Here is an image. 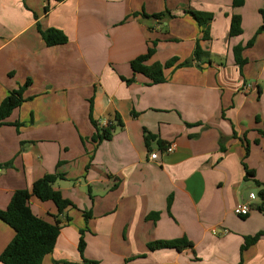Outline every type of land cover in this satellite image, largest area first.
Returning <instances> with one entry per match:
<instances>
[{
	"label": "crops",
	"instance_id": "obj_1",
	"mask_svg": "<svg viewBox=\"0 0 264 264\" xmlns=\"http://www.w3.org/2000/svg\"><path fill=\"white\" fill-rule=\"evenodd\" d=\"M234 2L0 0V105L30 82L0 126V210L16 191L57 173L64 179L54 188L74 204L60 214L52 201L31 199L35 214L61 222L43 264H264V236L241 254L245 237L264 231V32L244 50L242 70L234 56L264 25L263 1ZM188 11L214 16L207 40ZM235 15L243 34L230 37ZM38 26L69 42L47 47ZM152 47L147 65L192 63L166 69V82L151 86L131 62ZM91 106L98 128L117 116L123 122L98 146ZM147 133L156 137L149 144ZM251 194L250 214L236 215ZM14 236L0 220V255ZM179 239L192 246L148 248Z\"/></svg>",
	"mask_w": 264,
	"mask_h": 264
},
{
	"label": "trees",
	"instance_id": "obj_2",
	"mask_svg": "<svg viewBox=\"0 0 264 264\" xmlns=\"http://www.w3.org/2000/svg\"><path fill=\"white\" fill-rule=\"evenodd\" d=\"M263 7L260 10L262 19L264 20V0ZM243 0H235L234 5H242ZM199 24L203 27L204 40L208 39L209 36V25L213 21L214 16L209 13L188 11ZM143 17H151L154 19H162L169 16L168 13L156 14L149 16L145 13L141 14ZM39 33L42 37L43 42L47 47H54L58 45H66L69 42L68 36L61 30L49 28L43 30L38 26ZM264 32V25L257 31V34L245 45H239L234 48V56L236 64L239 69L242 70L243 66L247 63V60L243 58V52L247 48H251L254 43L256 36ZM243 34L242 19L240 16H233L230 25V37H237ZM200 44L197 43L194 57L198 59L201 55ZM155 54V47L149 48L145 55H142L131 62V68L134 73L141 74L149 80V85H158L166 82V76L164 71L172 67L181 68L191 65L192 61H185L179 63L178 58H173L165 64L155 63L153 65H147V62ZM130 83V80H126ZM30 82L21 86L19 89L11 91L10 94L2 101L0 105V126L5 125L7 120L13 113V111L19 108L25 101L24 92L29 87ZM92 106L90 118L93 126L96 129L95 134L92 136L91 141L98 146L103 141L110 140L117 127H122L123 122L116 117L117 124L114 125L112 122H108L105 128H98L97 122L93 119ZM156 137L147 133L145 140L147 144ZM164 143H160L161 149L164 148ZM246 153L249 154V147L246 145ZM248 175H252V172H247ZM64 179L62 174H48L38 179L31 190H18L11 198V201L5 210H0V220L9 225L15 232L13 240L5 248L0 255V262L2 264H43L46 256L53 253L57 240L61 232V222L56 221L50 223L39 215L35 214L31 208V199L37 198L42 202L52 201L58 208L59 213L62 214L67 208L74 207V204L63 197L60 191L54 188V184L59 180ZM260 195L264 197V190L260 192ZM171 201H169V209L171 207ZM260 210H264L259 207ZM157 214L150 216L155 218ZM90 212H84L85 221L91 218ZM264 236V231L259 232L254 236L245 237L244 244L241 247V254L256 244ZM192 243L186 239H179L175 241H157L150 243L148 248L150 251H156L161 249H176L182 250ZM86 247L85 242V230H81L79 239V252L83 255ZM64 264H95L88 260H83L82 263H68Z\"/></svg>",
	"mask_w": 264,
	"mask_h": 264
},
{
	"label": "built area",
	"instance_id": "obj_3",
	"mask_svg": "<svg viewBox=\"0 0 264 264\" xmlns=\"http://www.w3.org/2000/svg\"><path fill=\"white\" fill-rule=\"evenodd\" d=\"M108 123H106L107 125ZM175 149V145H170L169 147L165 148L164 153H172ZM150 158L152 160H157L159 158V152H154L151 154ZM256 196L254 194H251L249 196L248 201H243L240 203L236 209H235V214L240 216V217H246L250 214L251 209H252V202L255 201Z\"/></svg>",
	"mask_w": 264,
	"mask_h": 264
}]
</instances>
